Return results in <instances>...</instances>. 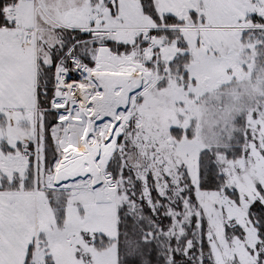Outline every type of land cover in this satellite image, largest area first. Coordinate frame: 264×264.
Segmentation results:
<instances>
[{"label": "snow or ice", "instance_id": "1", "mask_svg": "<svg viewBox=\"0 0 264 264\" xmlns=\"http://www.w3.org/2000/svg\"><path fill=\"white\" fill-rule=\"evenodd\" d=\"M237 38L264 0H0V264H264V104L186 123Z\"/></svg>", "mask_w": 264, "mask_h": 264}, {"label": "rangeland", "instance_id": "2", "mask_svg": "<svg viewBox=\"0 0 264 264\" xmlns=\"http://www.w3.org/2000/svg\"><path fill=\"white\" fill-rule=\"evenodd\" d=\"M258 44L255 38L228 41L235 71L209 74L211 86L194 99V110L186 121L191 141L205 146L225 144L237 117L264 104V45Z\"/></svg>", "mask_w": 264, "mask_h": 264}]
</instances>
